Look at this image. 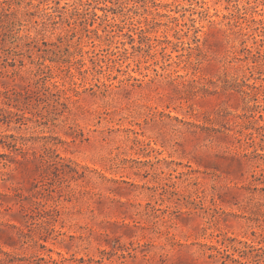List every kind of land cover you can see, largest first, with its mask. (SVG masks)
Returning a JSON list of instances; mask_svg holds the SVG:
<instances>
[{"label": "rangeland", "instance_id": "rangeland-1", "mask_svg": "<svg viewBox=\"0 0 264 264\" xmlns=\"http://www.w3.org/2000/svg\"><path fill=\"white\" fill-rule=\"evenodd\" d=\"M0 264H264V0H0Z\"/></svg>", "mask_w": 264, "mask_h": 264}]
</instances>
